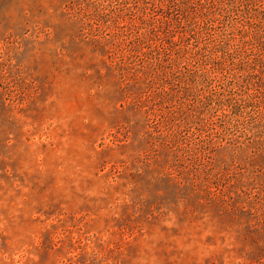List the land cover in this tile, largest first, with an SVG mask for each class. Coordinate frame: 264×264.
Instances as JSON below:
<instances>
[{
    "label": "rangeland",
    "instance_id": "rangeland-1",
    "mask_svg": "<svg viewBox=\"0 0 264 264\" xmlns=\"http://www.w3.org/2000/svg\"><path fill=\"white\" fill-rule=\"evenodd\" d=\"M0 0V264H264V0Z\"/></svg>",
    "mask_w": 264,
    "mask_h": 264
},
{
    "label": "trees",
    "instance_id": "trees-1",
    "mask_svg": "<svg viewBox=\"0 0 264 264\" xmlns=\"http://www.w3.org/2000/svg\"><path fill=\"white\" fill-rule=\"evenodd\" d=\"M194 11L200 12L202 14L206 13L207 11L209 12L208 4H206L205 0H199L197 1L196 5L193 6ZM264 12V11H262Z\"/></svg>",
    "mask_w": 264,
    "mask_h": 264
}]
</instances>
